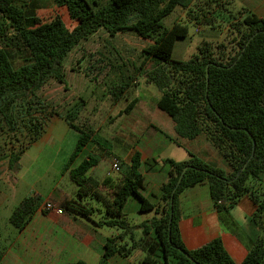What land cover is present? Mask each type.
<instances>
[{
	"label": "trees",
	"instance_id": "obj_1",
	"mask_svg": "<svg viewBox=\"0 0 264 264\" xmlns=\"http://www.w3.org/2000/svg\"><path fill=\"white\" fill-rule=\"evenodd\" d=\"M195 1L53 0L57 6L66 7L69 18L75 23L70 28L58 17L47 22L33 18V26H26L25 7L32 0H0L2 42H6L7 33L12 29L19 43L30 51V62L14 68L5 48L7 45L0 47V134L22 138L17 139L20 142L17 150L5 152L0 147V159L7 157L8 169H18L21 154L43 136L53 117H61L78 134L63 171H68L78 197L90 196L103 210L67 196L48 201L62 209L57 214L62 227L69 224V216L92 220L91 216L97 212L101 216L96 225L121 231L119 235L106 237L101 245L99 264H107L115 255L127 258L134 251L144 254L142 264H236L220 238L195 250L185 249L182 243L178 196L186 188L202 182L209 185L216 211L232 208L244 195L256 206L252 220L263 233L240 264H264V17L246 9L239 12L242 17L235 29L239 35L234 55L224 52L218 55L204 44L190 59L174 60L171 55L176 42L187 38L189 27L174 23L167 28L164 20L178 9L188 11ZM101 30L110 37L134 34L149 42L140 54L143 61L133 66L135 76L138 74L157 89V106L171 118L177 135L191 141L204 134L225 159L226 171L212 167L193 154L184 162L165 159L168 178L160 187L157 204L147 202L140 194L144 178L137 152L129 163L119 160L116 179L100 182L86 175L102 159L115 157L105 146L108 140L95 137L90 125L75 123L77 112L71 109L61 115L55 110L49 111L37 96L50 80L65 84V58L82 41ZM135 76L113 83L110 88L113 102L126 97L136 81ZM134 102H130L125 111L130 110ZM90 142L104 151L97 157L89 154L70 168ZM185 167L187 170L176 187ZM256 184L262 185L260 190L255 189ZM133 197L141 203L140 213H154L137 228L123 214L128 200ZM41 203L38 194L25 197L13 209L9 223L16 230L26 228ZM136 229H141L137 241ZM74 236L80 241L84 232L76 229ZM126 236L131 240L130 245L120 243ZM91 247L96 249L92 242Z\"/></svg>",
	"mask_w": 264,
	"mask_h": 264
},
{
	"label": "crops",
	"instance_id": "obj_2",
	"mask_svg": "<svg viewBox=\"0 0 264 264\" xmlns=\"http://www.w3.org/2000/svg\"><path fill=\"white\" fill-rule=\"evenodd\" d=\"M231 3L239 11L246 9L251 14L264 17V0H231ZM141 84L143 83L139 80L135 81L134 85L128 89L126 97L115 103L118 105L123 102L124 106L117 110V116L113 120V142L110 144L112 153L122 162L129 163L135 152L140 155L142 163L140 172L144 178V186L140 191L141 196L149 203H159L160 187L168 178V168L163 162L165 159L184 162L189 158V154H193L212 167L226 171L225 159L211 145L206 136L200 134L191 141L179 137L174 130L171 118L157 106L158 92L155 94L151 91L152 84L146 82ZM133 100L135 102L132 108L125 111L127 105ZM60 121L64 120L61 117L51 118L43 136L32 146L39 147L40 144L44 143V145H49L47 151L51 152L50 145L54 140L53 123ZM64 123L66 124L65 121ZM94 131L95 137L98 138L97 131ZM58 151L61 152L60 147ZM72 151L69 148L65 154V163H67ZM103 151V148L95 145L94 142L88 143L70 168L86 159L89 154L97 157ZM42 152L43 150L40 148L38 157L42 158L44 161L42 163L45 164L51 155L46 152L41 155ZM108 162L109 159H102L96 166H92L86 175L100 182L116 179L114 172L107 171ZM65 163H63L62 171ZM18 173L19 171L16 172V175ZM5 174L6 171L0 168V264H77L79 262L99 264L101 247L97 246L96 249L91 247L93 235L99 237L100 243H104L106 237H114L121 233L120 230L107 227L110 230L104 234L101 230H104L105 227L96 225L99 220H94L93 216H91L92 220L74 219L69 216V224L62 227L58 224L56 213H48L41 208L49 198L59 200L62 196H67L69 199H79L88 205L93 203L90 196L82 198L77 196V187L71 182L68 171H63L62 176L63 181H68L67 185L62 190L53 189L43 199L26 228L14 229L9 223L13 209L25 197H32L36 194L39 195V193L34 191L27 195L25 191H18L15 185L18 178L10 177V181H7ZM255 187V189H259L262 185L256 184ZM208 188V183L202 182L186 188L178 196L180 207L179 233L182 243L185 249L195 250L205 246L215 238H220L223 247L234 263L240 264L254 242L263 233L262 228L252 220L256 206L244 195L238 199L232 208L226 211H216ZM139 208H141V203L136 197H133L128 200L123 209L125 219L136 228L154 216L153 212H148L150 215L142 217ZM98 210L102 212L103 208L100 207ZM78 228L85 234L80 241L74 236ZM140 230H134L135 241L141 237ZM120 243L130 245L131 240L129 236H126ZM134 252L138 253L140 256L139 264H142L141 260L144 254L140 251ZM132 254L133 252L127 258L119 255L112 256L107 264H111L114 259L129 260Z\"/></svg>",
	"mask_w": 264,
	"mask_h": 264
},
{
	"label": "rangeland",
	"instance_id": "obj_3",
	"mask_svg": "<svg viewBox=\"0 0 264 264\" xmlns=\"http://www.w3.org/2000/svg\"><path fill=\"white\" fill-rule=\"evenodd\" d=\"M103 1V0H99ZM236 8V6H234ZM232 6L231 0H196L188 11L178 9L164 20L167 28L174 23L185 24L189 27V33L185 40L176 42L172 59L188 60L197 54L198 48L208 45L214 53L220 55H234L237 51V35L235 29L242 17L238 9ZM26 26L32 27V19L37 18L47 22L56 17L60 18L66 26L72 28L75 23L69 18L66 7L57 6L53 0H32L25 7ZM197 18V19H195ZM207 20V23L205 22ZM6 42L0 38V47L6 46L11 64L18 68L30 62L29 50L22 46L12 29L7 33ZM149 44L148 41L140 39L134 34H121L110 37L104 30L95 32L87 40L82 41L73 49L64 61L65 84L49 81L38 93V99L47 106L49 111H57L63 115L69 110L77 112V124H88L96 130L98 139H106L105 144L111 149L113 142V120L116 112L124 106L123 102L118 105L111 100L110 88L113 83H118L127 76L134 75L133 66H138L143 61L140 55L143 48ZM136 81L145 84L143 77L137 74ZM141 84V85H143ZM151 91L157 94V89L151 85ZM82 104V106H78ZM54 140L48 152L49 145L40 144L39 147L31 146L21 154L18 161V169H8L7 157L0 159V168L6 171L5 177L18 178L15 185L18 191H25L28 194L38 192L42 201L53 189L62 190L68 181H63L62 166L66 160L65 154L70 148L73 150L78 134L69 129L64 121L53 123ZM13 135L0 134V147L8 152L19 148L20 142ZM101 142V141H100ZM103 144V142H102ZM61 148L59 153L58 148ZM42 154H50L49 161L45 164L43 159L38 157L39 149ZM56 151V153H55ZM70 151V150H69ZM52 157V158H51ZM111 161L108 162L107 171H110ZM19 173L16 175V172ZM113 173V172H112ZM258 187V186H257ZM261 188L257 189L260 190ZM92 208L99 209L102 205L92 199ZM99 204V205H98ZM100 213L93 214L94 220L100 219ZM150 213H142L147 217ZM151 217V216H150ZM79 229V228H78ZM101 230L104 234L110 230L105 227ZM263 232V231H262ZM85 236V234H84ZM93 235L92 244L101 247L99 237ZM96 240V241H95ZM94 248V247H92ZM140 256L133 252L129 260L114 259L111 264H139Z\"/></svg>",
	"mask_w": 264,
	"mask_h": 264
},
{
	"label": "built area",
	"instance_id": "obj_4",
	"mask_svg": "<svg viewBox=\"0 0 264 264\" xmlns=\"http://www.w3.org/2000/svg\"><path fill=\"white\" fill-rule=\"evenodd\" d=\"M119 159L113 157L110 164V171L114 172L115 174L119 172ZM44 211H48V213H56L60 214L62 212V209L54 207L52 203H50L48 200H46L43 203V206L41 207Z\"/></svg>",
	"mask_w": 264,
	"mask_h": 264
},
{
	"label": "water",
	"instance_id": "obj_5",
	"mask_svg": "<svg viewBox=\"0 0 264 264\" xmlns=\"http://www.w3.org/2000/svg\"><path fill=\"white\" fill-rule=\"evenodd\" d=\"M186 170H187V167H185V168L182 170V173L180 174L179 179H178V181H177V185H176V187H178L179 184H180V182L182 181L183 175H184V173H185ZM176 187H175V188H176ZM175 188H174V190H175ZM182 254H184V255L187 257V254H186L185 252H183Z\"/></svg>",
	"mask_w": 264,
	"mask_h": 264
}]
</instances>
